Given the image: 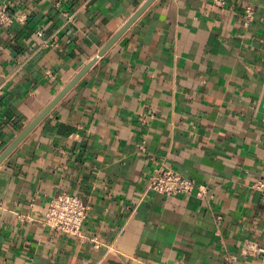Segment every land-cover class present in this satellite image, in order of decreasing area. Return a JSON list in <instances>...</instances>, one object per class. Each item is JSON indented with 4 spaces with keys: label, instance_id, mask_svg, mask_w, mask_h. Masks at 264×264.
Listing matches in <instances>:
<instances>
[{
    "label": "crops",
    "instance_id": "obj_1",
    "mask_svg": "<svg viewBox=\"0 0 264 264\" xmlns=\"http://www.w3.org/2000/svg\"><path fill=\"white\" fill-rule=\"evenodd\" d=\"M146 1L0 0L29 14L0 27V155ZM162 162L207 191L147 189ZM263 176L264 0H154L0 164V264H264ZM62 191L82 237L43 224Z\"/></svg>",
    "mask_w": 264,
    "mask_h": 264
},
{
    "label": "built area",
    "instance_id": "obj_2",
    "mask_svg": "<svg viewBox=\"0 0 264 264\" xmlns=\"http://www.w3.org/2000/svg\"><path fill=\"white\" fill-rule=\"evenodd\" d=\"M226 1L213 0L219 7H223ZM254 16L253 8H246V18L253 20ZM28 19L27 12H17L7 3L0 6V27L7 28L15 24L25 25ZM37 34L42 36V30H38ZM251 187L264 194V176L257 179ZM196 188L200 190L201 194H204L208 189L205 184H199L195 179L183 176L163 162L157 164L147 185V189L166 195L191 194ZM89 211L90 205L80 194L62 191L51 199L42 220L44 225L50 227L57 234L82 237L84 236L82 233L83 224ZM96 243H98L97 240ZM240 255L245 258H260L264 261V247L255 240H246L241 247Z\"/></svg>",
    "mask_w": 264,
    "mask_h": 264
},
{
    "label": "water",
    "instance_id": "obj_3",
    "mask_svg": "<svg viewBox=\"0 0 264 264\" xmlns=\"http://www.w3.org/2000/svg\"><path fill=\"white\" fill-rule=\"evenodd\" d=\"M154 0H147L145 4L124 24V26L114 34L108 42L101 48L99 53L90 60L78 74L61 90V92L48 104V106L21 132V134L2 152L0 164L15 149V147L35 128L41 120L51 111V109L74 87V85L90 70L97 59L104 55L126 32V30L140 17V15L151 5Z\"/></svg>",
    "mask_w": 264,
    "mask_h": 264
}]
</instances>
